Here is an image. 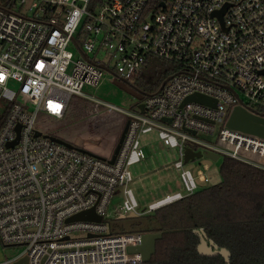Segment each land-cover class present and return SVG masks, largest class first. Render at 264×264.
I'll list each match as a JSON object with an SVG mask.
<instances>
[{"label": "built area", "instance_id": "2783aa9c", "mask_svg": "<svg viewBox=\"0 0 264 264\" xmlns=\"http://www.w3.org/2000/svg\"><path fill=\"white\" fill-rule=\"evenodd\" d=\"M162 2L155 8L151 0H0V101L9 106L0 128V242L24 247L2 264L25 257L28 264L143 263L129 249L140 247L146 233L115 231L107 218L120 187L122 217L136 213L128 185L130 166L145 157L141 134L156 130L178 148L175 167L185 187V194L168 195L141 214L200 190L185 169L187 147L264 170V138L227 126L238 105L264 115L258 111L264 109V0ZM149 56L179 70L135 110L104 105L129 122L114 163V152L85 153L46 136L54 135L47 124L67 121L74 99L98 101L85 88L99 86L105 70L129 82ZM195 94L215 106L185 103ZM199 133L217 135L211 141ZM90 210L101 221L70 220Z\"/></svg>", "mask_w": 264, "mask_h": 264}, {"label": "trees", "instance_id": "16d2710c", "mask_svg": "<svg viewBox=\"0 0 264 264\" xmlns=\"http://www.w3.org/2000/svg\"><path fill=\"white\" fill-rule=\"evenodd\" d=\"M164 0H151L158 8ZM166 1V0H165ZM178 67L157 56H149L145 66L132 80L139 92L155 93ZM134 89H130L132 92ZM264 114V109L258 108ZM9 112L0 115V128ZM222 181L163 206L151 213L158 225L145 233L161 232L156 253L140 264H227L221 255L205 256L198 252L200 237L194 230L203 229L208 238L230 252L229 264H264V170L223 157Z\"/></svg>", "mask_w": 264, "mask_h": 264}, {"label": "rangeland", "instance_id": "374dc122", "mask_svg": "<svg viewBox=\"0 0 264 264\" xmlns=\"http://www.w3.org/2000/svg\"><path fill=\"white\" fill-rule=\"evenodd\" d=\"M104 72V78L99 86H87L85 88V92L88 95L95 97L102 103L99 104L98 101L85 100L82 99L83 97L77 98V103H74V106H72V103L70 105L71 112L76 115L73 114L68 117V120L71 121L61 125L60 129H58L60 132L68 131L69 134L73 135V139L83 137L88 140L87 136L80 134L83 133L81 130L84 131L90 125L89 119L91 115H87V113L84 115V113L92 105L103 104L104 106L105 104H109L124 111L137 109L140 103L139 92L133 88L132 84L118 78L115 79L113 73L107 70ZM130 89H134L133 91H136V93ZM99 105L98 110L104 113L106 107H100ZM5 106L6 103L0 101V115L3 113ZM41 121H46V117H43ZM66 135L67 133L64 136L68 137ZM198 136L204 140L214 141L215 139V136H208L204 133H199ZM140 143L145 157L130 166L133 180L128 185V188L133 191L138 202L136 216H131V213L126 212L122 217L124 211L121 209V206L125 200V187H120L107 212V218L110 220L112 229L115 231H146L154 229L158 224L150 220L151 213H141L144 210H148L150 204L168 195L177 192L185 194V187L181 179V170L175 167V162L180 159L178 148L166 145L160 139L158 131L156 130L141 134ZM222 160V156L217 161L204 157L197 158L186 163L185 169L192 172L201 190L219 184L222 181L220 173ZM200 175L208 177L209 181L207 183L200 182ZM23 250V246H4L0 242V264L15 258Z\"/></svg>", "mask_w": 264, "mask_h": 264}, {"label": "water", "instance_id": "95a60500", "mask_svg": "<svg viewBox=\"0 0 264 264\" xmlns=\"http://www.w3.org/2000/svg\"><path fill=\"white\" fill-rule=\"evenodd\" d=\"M160 5L165 6V3L162 2ZM224 13H225V10L219 13V17L221 20L223 18ZM261 74L264 75V70L261 72ZM166 82H164L160 90L164 87ZM141 94L149 95L148 93H145V92H141ZM187 102H196V103H200L204 105L215 106V101H213L209 97L199 95V94L191 95L185 100V103ZM139 108L143 110V105L140 104ZM128 126H129V122L126 124L125 127L124 126H112L111 128V132H114L119 137L115 150H114V154L112 156V159L110 160L111 163H114L119 153V150L121 148V145L127 133ZM227 126L232 129H237V130L264 138V115L258 114L257 112H253L247 109L246 107H244L243 105H238L233 108L228 118ZM19 129L20 127H18V131ZM195 133L196 132L193 131V134ZM40 134H41L40 132L36 133V135H40ZM46 136L54 140L55 142L66 145L67 147L76 148L79 151L89 153L88 150L81 148V147H77L73 143H71L70 141L62 137H59L56 135H49V134ZM17 142H18V138L14 142H12L9 146H13L17 144ZM91 142H93L96 145L103 146V147H106L108 144L107 140L101 137H95L91 139ZM203 157L207 159H211L213 161H217L220 159V156L213 152L195 151L194 149L190 147H187L185 149V157H184L185 163H188L191 160H195L197 158H203ZM131 216H136V214L134 213ZM70 220L101 221V217L97 216L94 210H90L87 212L80 213L74 216L73 218H71ZM194 233L200 237V244L198 245V252L201 255H205V256L221 255L225 259L227 264L230 263L229 250H227L226 248H220L217 244H215L212 240H210L206 232L203 229L194 230ZM162 237H163V234L161 232L146 233L143 236V244L138 248H130L129 251L141 253L143 263H147L151 260L152 256L156 253L157 240H160ZM13 264H28V259L27 257H25L22 260L14 262Z\"/></svg>", "mask_w": 264, "mask_h": 264}, {"label": "crops", "instance_id": "0c3cea01", "mask_svg": "<svg viewBox=\"0 0 264 264\" xmlns=\"http://www.w3.org/2000/svg\"><path fill=\"white\" fill-rule=\"evenodd\" d=\"M77 98L73 100L72 102V106H74V103H77ZM69 115H73L74 113L71 112V109H69ZM91 115L90 116V125L88 126V128H86L84 131L81 130L83 133H81L80 135H85L87 136L86 140L83 137L80 138H75L73 139V135L69 134L68 131H59L58 129H60V126L68 123L71 120H68L67 117V121L66 122H59V121H52V123L47 124L49 127V132L51 134H54L56 136L62 137L68 141H70L71 143L75 144L78 147L84 148L90 152H94L97 154H100L103 157H108L110 155H112V153L115 150L116 144H117V136L114 132H111V128L112 126H123L122 123H124V119L123 116L119 113L116 112H105L101 113L98 110V106L96 105H92L90 106V109H88L84 115ZM76 115V114H74ZM43 118V117H42ZM41 118V120H42ZM58 130V131H57ZM67 133L65 137L64 135ZM95 137H101L107 140L108 144L106 147L103 146H99L94 144L93 142H91V139L95 138ZM132 215V214H130ZM11 260V259H9Z\"/></svg>", "mask_w": 264, "mask_h": 264}, {"label": "flooded vegetation", "instance_id": "af4514ba", "mask_svg": "<svg viewBox=\"0 0 264 264\" xmlns=\"http://www.w3.org/2000/svg\"><path fill=\"white\" fill-rule=\"evenodd\" d=\"M127 123H128V121L125 122L124 127L126 126ZM118 139H119V137H117V142H118Z\"/></svg>", "mask_w": 264, "mask_h": 264}]
</instances>
